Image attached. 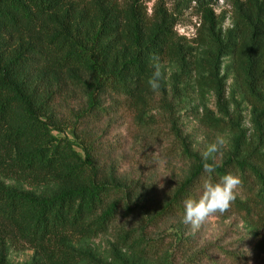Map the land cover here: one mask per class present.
<instances>
[{
  "label": "trees",
  "instance_id": "trees-1",
  "mask_svg": "<svg viewBox=\"0 0 264 264\" xmlns=\"http://www.w3.org/2000/svg\"><path fill=\"white\" fill-rule=\"evenodd\" d=\"M196 1L202 24L195 40L204 49L199 56L177 32L179 18L164 1H157L150 11L144 0H0V38L23 25L38 26L50 63L68 73L84 96L69 118H54L47 96L22 75L28 58L17 50L0 49V264H11L9 247L26 246L37 249L48 264H77L73 237L104 234L117 223V243L142 257L172 260L180 253L183 263L212 261L211 246L197 252L187 249L194 236L156 233L165 220L183 217L184 201L198 198L208 175L204 160L187 149L166 93L159 103L169 110L164 120L169 126L155 128L150 134L155 138L149 139L165 144L168 155L187 157L188 176L158 198L151 188H141L140 181L130 183L103 168L101 157L108 144L100 127L122 105L138 108L145 127L159 122L158 116L148 115L156 101L147 85L153 55L160 62L179 64L188 75L196 73L200 86L214 93L220 116L206 109L204 124L228 129L233 141L227 159L215 162L212 179L233 173L243 181L230 209L216 215H241L264 238V0H239L233 24L225 30L212 0ZM228 56L252 107L250 135L243 126V112L238 106L232 110L227 95L223 64ZM160 90H167L164 81ZM44 174L64 183L63 188L45 194L18 187L31 175ZM218 249L235 263L248 262L232 250ZM118 259L132 264L119 255Z\"/></svg>",
  "mask_w": 264,
  "mask_h": 264
},
{
  "label": "rangeland",
  "instance_id": "rangeland-1",
  "mask_svg": "<svg viewBox=\"0 0 264 264\" xmlns=\"http://www.w3.org/2000/svg\"><path fill=\"white\" fill-rule=\"evenodd\" d=\"M149 10L157 1H164L172 12L179 18L177 32L185 36L187 44L194 47V52L200 55L203 47L195 38L202 24V16L196 0H144ZM239 0H212L220 26L225 30L232 26L236 3ZM0 49L17 50L28 58L27 67L22 69V75L27 81H33V86L39 88L44 97L50 101L51 114L56 119H67L71 111L76 110L84 102L83 93L78 90L71 81L70 75L54 68L50 63L52 57L47 48L42 45V35L38 26L27 24L10 31L0 38ZM45 54V55H44ZM46 56V57H45ZM46 59V61H45ZM166 71L164 80L166 91L150 93L154 103V109L149 110L148 115L157 117L159 122L155 126H144L140 110L134 105L125 103L112 116L108 117L99 128L101 138L108 144L102 153V162L109 174L119 178H127L130 183L140 181L141 188H151L158 198H163L179 185L189 174L190 161L181 153L177 156L166 154V145L160 144L149 138L155 128H167L165 116L169 114L159 99L166 93L168 99L174 105L173 112L179 120L186 147L190 153L198 155L205 146L211 143L217 135H222L227 144L220 153L216 154L215 162L223 163L232 150L233 134L227 130L215 129L204 124L203 118L206 109L217 112V101L214 93L200 86L196 73L186 74L181 71L179 64L175 62H161ZM234 61L226 57L223 64V73L227 78V95L231 99V108L238 106L244 115L243 126L248 134L254 131L252 123V107L247 102L244 93L235 78ZM178 87L180 92L177 91ZM219 117L218 112L216 113ZM154 128V129H151ZM66 133L72 138V129L66 128ZM80 150V145L76 143ZM182 152V151H181ZM211 161V160H210ZM43 178L31 175L25 181L19 183L7 180L9 184H18V187L37 193L55 194L60 191L63 184L48 174L41 175ZM240 192L238 191V194ZM121 224H115L108 232L97 236L76 234L72 241L78 252L77 264H93L94 261L103 263L120 264L118 255L132 264H187L181 259L180 253L172 260L170 256L160 259L142 257L134 250L123 248L117 243L116 234ZM157 234L171 235L175 238L180 236H194L192 252L211 246L208 253L212 261L198 260L195 264H264V238L257 228L241 215L211 216L197 231L193 232L189 225L182 222V217L169 218L156 231ZM225 247L248 258V262L235 263L227 259L218 249ZM11 264H48L37 249L31 247L8 249ZM250 252L251 254H247ZM172 250L168 253L170 255ZM113 254L117 257H114ZM94 260V261H93Z\"/></svg>",
  "mask_w": 264,
  "mask_h": 264
},
{
  "label": "clouds",
  "instance_id": "clouds-1",
  "mask_svg": "<svg viewBox=\"0 0 264 264\" xmlns=\"http://www.w3.org/2000/svg\"><path fill=\"white\" fill-rule=\"evenodd\" d=\"M150 59L152 72L147 78V85L153 92H158L166 79V71L159 57L153 55ZM226 144L225 138L217 135L211 143L206 144L205 150L201 153L204 160L203 169L208 175L202 182V191L198 198L189 197L184 201L182 217V222L189 225L193 232L200 229L211 216L226 213L236 200L238 190L243 184L241 177L233 173L225 174L217 181L212 179V173L217 166L216 154L220 153ZM210 160L213 162L210 163Z\"/></svg>",
  "mask_w": 264,
  "mask_h": 264
}]
</instances>
